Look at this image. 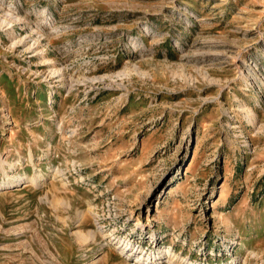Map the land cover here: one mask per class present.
<instances>
[{
    "label": "rangeland",
    "instance_id": "obj_1",
    "mask_svg": "<svg viewBox=\"0 0 264 264\" xmlns=\"http://www.w3.org/2000/svg\"><path fill=\"white\" fill-rule=\"evenodd\" d=\"M0 264H264V0H0Z\"/></svg>",
    "mask_w": 264,
    "mask_h": 264
},
{
    "label": "bare ground",
    "instance_id": "obj_2",
    "mask_svg": "<svg viewBox=\"0 0 264 264\" xmlns=\"http://www.w3.org/2000/svg\"><path fill=\"white\" fill-rule=\"evenodd\" d=\"M168 252V251H167ZM164 254H166V252H164ZM155 257H157V256H155Z\"/></svg>",
    "mask_w": 264,
    "mask_h": 264
}]
</instances>
